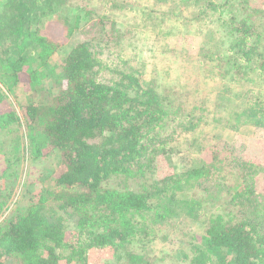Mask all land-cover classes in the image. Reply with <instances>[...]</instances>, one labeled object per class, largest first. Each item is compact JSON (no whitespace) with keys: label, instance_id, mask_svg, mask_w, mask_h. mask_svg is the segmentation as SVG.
Listing matches in <instances>:
<instances>
[{"label":"trees","instance_id":"trees-1","mask_svg":"<svg viewBox=\"0 0 264 264\" xmlns=\"http://www.w3.org/2000/svg\"><path fill=\"white\" fill-rule=\"evenodd\" d=\"M103 6L0 0V103H19L0 106V214L7 181L52 160L39 187L23 175L27 205L0 219V264H154L153 242L181 248L168 251L174 264H264V148L212 143L242 124L264 127V0ZM110 9L136 12V28ZM52 21L64 31L55 41L42 33ZM174 21L203 32L190 57L219 86L216 99L137 73L119 54L144 34L166 37Z\"/></svg>","mask_w":264,"mask_h":264},{"label":"rangeland","instance_id":"rangeland-1","mask_svg":"<svg viewBox=\"0 0 264 264\" xmlns=\"http://www.w3.org/2000/svg\"><path fill=\"white\" fill-rule=\"evenodd\" d=\"M92 3L97 6L99 12H103V0H92ZM109 14L115 17L117 24H119L122 29L129 28L130 30L135 29L137 26V19L135 18L136 12H131L129 10L116 12L110 9ZM188 26L189 25H186L185 27L180 26L177 21L170 22L164 29V32L166 33L171 31V33H168L166 37H162L160 40H155L152 38H146L147 34H144L141 39L136 41L135 44L137 47L135 49H126L125 52L118 53L123 55L125 58L130 59L128 66H131L134 70H136L137 73H141L146 76H157L158 80L162 84H181L183 87L188 86L189 88H187L188 91L186 92H189L190 90H192L194 94L202 92V94L206 96L208 100L216 99L215 97H217L216 95L219 91V86L209 83V79L205 80V78H203V72L198 70L197 62L193 61L192 57H190V55H195L197 53L203 32L188 28ZM42 33L49 35L55 41L60 35L64 33V31L58 26L57 23L52 21L47 25V27L44 28ZM215 39H218L219 41L224 40V38ZM73 42L74 39H69L65 44V49H68ZM127 43L128 42L125 41V47ZM215 43L217 45L216 41ZM64 52L65 51L63 50L62 53ZM61 57L62 55L60 53L54 55L52 62L59 63ZM172 67L174 70H171L173 69ZM202 81H205V83ZM263 93L264 86L256 90L255 95L259 94V97H262ZM9 95L10 96L4 98V100L1 101L0 106L3 108L10 107L11 109L17 110L19 108L17 99H15L11 94ZM232 98H234V101L236 100L235 95L230 97L231 101ZM212 106H215V104ZM221 134L222 136L219 138V140L212 141L213 144L215 143L214 145H220L221 141H223L225 144L227 143L231 148H234L241 153L249 151L244 147L251 148L253 147L252 145H259L261 148H264V127L256 128L250 125V123H246L240 125L239 128L232 130V132H226V130L225 132L221 131ZM243 148L245 151L241 150ZM183 150H185V148H183ZM185 153L190 154L188 152ZM259 153H263L262 155L264 157V152L259 151ZM232 155H235V153ZM0 162L2 166L3 161L1 157ZM172 162L179 168L186 164L181 152L180 154L173 155ZM42 163H44V165H51L52 160H48L47 164H45L46 159H44L40 165H28L25 170L20 169L18 171L20 177L16 178V184L7 181L5 187L9 188L11 185H14V192L12 197L7 199V205H5L7 209H5L6 211L2 212L4 216H2V213V215L0 214V219L8 216V214L15 208L27 205V195L24 193V186L21 185V182L24 180L22 177L25 174L24 177L27 181L34 180L37 182V187H39L38 185L40 181L38 169L41 165H43ZM22 195L25 197H22ZM197 230L198 225H195L192 228V231L194 234H199L200 231ZM162 245L163 244L153 242L146 250L150 258L154 256L152 259L154 264H174L175 262H180L181 258L179 256H176L173 260L172 257H170L168 251H170L174 257L181 248L175 249L173 244H169L167 250V246L163 247ZM106 264H112V262L110 263L109 261Z\"/></svg>","mask_w":264,"mask_h":264}]
</instances>
